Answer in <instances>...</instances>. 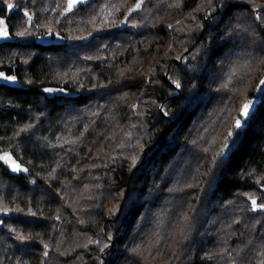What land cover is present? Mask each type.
<instances>
[{
    "label": "trees",
    "instance_id": "obj_1",
    "mask_svg": "<svg viewBox=\"0 0 264 264\" xmlns=\"http://www.w3.org/2000/svg\"><path fill=\"white\" fill-rule=\"evenodd\" d=\"M67 1L11 0L0 264H264V0Z\"/></svg>",
    "mask_w": 264,
    "mask_h": 264
},
{
    "label": "water",
    "instance_id": "obj_2",
    "mask_svg": "<svg viewBox=\"0 0 264 264\" xmlns=\"http://www.w3.org/2000/svg\"><path fill=\"white\" fill-rule=\"evenodd\" d=\"M140 0H138L132 10L130 11V13L134 12L137 10L138 5H139ZM73 7V4L71 2V0L67 1V8H71ZM26 15L29 16V23L32 22L33 20V15L29 14V12H26ZM125 24V20L122 23V26ZM45 36H39L37 37L36 41L39 44H45L47 43L45 40ZM15 78L10 76V75H6L5 73H3L2 71H0V84H7V85H13L15 82ZM43 91L51 96H64V97H69L72 93L71 91L64 87V86H58V85H47L44 86ZM9 168L12 172H17L20 173L21 171H23L24 173L27 172V169L25 166L19 164L18 162H14L11 163V165H9ZM251 206L253 208V210L258 211L261 210L264 206L263 204H261L259 202V198L258 197H250L249 198Z\"/></svg>",
    "mask_w": 264,
    "mask_h": 264
},
{
    "label": "flooded vegetation",
    "instance_id": "obj_3",
    "mask_svg": "<svg viewBox=\"0 0 264 264\" xmlns=\"http://www.w3.org/2000/svg\"><path fill=\"white\" fill-rule=\"evenodd\" d=\"M82 1H84V0H71L73 5L79 4ZM5 7H6L5 8V14L4 15L0 14V44L4 43V42H15V38L13 37V34H12V24L7 21L11 15V12H12L11 0L6 1ZM29 14H31V13L29 12ZM31 15H33V14H31ZM26 16H27V26H31L33 23V20H34V15H33V20L31 23H28L29 16L28 15H26ZM28 34L33 35L34 33L30 32ZM37 36L38 35L34 36V41H35V38ZM45 40H46V42H57L59 40V38L57 36H51L50 35V36H46ZM0 71L5 73L6 75H10L16 79L13 85L18 84L17 77L14 74H12L11 72H9L7 70V68L0 66ZM0 86H12V85L0 84Z\"/></svg>",
    "mask_w": 264,
    "mask_h": 264
},
{
    "label": "rangeland",
    "instance_id": "obj_4",
    "mask_svg": "<svg viewBox=\"0 0 264 264\" xmlns=\"http://www.w3.org/2000/svg\"><path fill=\"white\" fill-rule=\"evenodd\" d=\"M26 24H27V22H26ZM23 26H25V24H24ZM263 83H264V80L262 81L261 86L263 85ZM247 106H249V105H247ZM245 108H246V107H245ZM247 108H248V107H247Z\"/></svg>",
    "mask_w": 264,
    "mask_h": 264
},
{
    "label": "bare ground",
    "instance_id": "obj_5",
    "mask_svg": "<svg viewBox=\"0 0 264 264\" xmlns=\"http://www.w3.org/2000/svg\"><path fill=\"white\" fill-rule=\"evenodd\" d=\"M28 23H29V21H28Z\"/></svg>",
    "mask_w": 264,
    "mask_h": 264
}]
</instances>
